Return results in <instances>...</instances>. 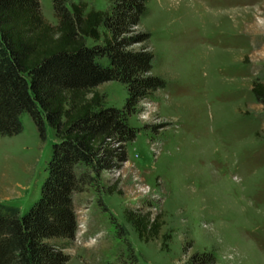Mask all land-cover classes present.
Returning a JSON list of instances; mask_svg holds the SVG:
<instances>
[{
	"label": "rangeland",
	"instance_id": "374dc122",
	"mask_svg": "<svg viewBox=\"0 0 264 264\" xmlns=\"http://www.w3.org/2000/svg\"><path fill=\"white\" fill-rule=\"evenodd\" d=\"M70 1L85 11L108 6ZM39 5L56 24L52 0ZM147 7L139 29L150 33L151 72L166 84L127 116L136 134L126 160L72 195L76 231L66 264H131L125 240L136 264H187L203 250L214 264H264V103L251 91L264 84V0H147ZM95 89L104 105H124V84ZM21 122L20 133L0 136V202L23 212L38 196L56 137L47 125L41 137L27 113ZM112 185L119 192L109 193ZM127 210L160 214L158 235L139 239Z\"/></svg>",
	"mask_w": 264,
	"mask_h": 264
},
{
	"label": "trees",
	"instance_id": "16d2710c",
	"mask_svg": "<svg viewBox=\"0 0 264 264\" xmlns=\"http://www.w3.org/2000/svg\"><path fill=\"white\" fill-rule=\"evenodd\" d=\"M52 8L56 24L43 17L39 0H0V136L20 133L21 115L27 113L41 137L45 125L56 137L31 205L20 212L0 202V264L67 263L65 250L76 231L72 195L126 160V146L136 134L127 116L166 84L151 72L150 33L139 29L147 0H108L104 10L87 11L84 3L52 0ZM111 80L125 85L122 108L104 105L95 89ZM251 91L264 103L263 83L255 81ZM115 186L107 191L119 192ZM159 218L150 211L125 212L143 242L158 235ZM116 227L124 238L123 227ZM214 263L207 250L187 261Z\"/></svg>",
	"mask_w": 264,
	"mask_h": 264
}]
</instances>
